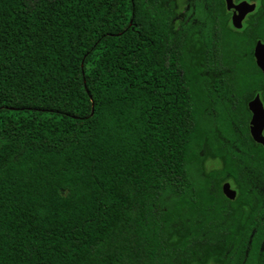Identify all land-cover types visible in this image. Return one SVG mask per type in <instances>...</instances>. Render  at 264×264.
Here are the masks:
<instances>
[{
  "label": "trees",
  "instance_id": "16d2710c",
  "mask_svg": "<svg viewBox=\"0 0 264 264\" xmlns=\"http://www.w3.org/2000/svg\"><path fill=\"white\" fill-rule=\"evenodd\" d=\"M255 1L0 0V264H264Z\"/></svg>",
  "mask_w": 264,
  "mask_h": 264
},
{
  "label": "water",
  "instance_id": "95a60500",
  "mask_svg": "<svg viewBox=\"0 0 264 264\" xmlns=\"http://www.w3.org/2000/svg\"><path fill=\"white\" fill-rule=\"evenodd\" d=\"M225 4L226 8L233 12L232 22L235 26H241L244 16L255 8L254 4H248L245 1L235 4V0H225ZM254 57L256 65L264 71L263 47L259 43L255 47ZM249 110L252 113L249 123L251 137L255 142L264 146V135L262 133L264 128V108L258 96L249 103ZM222 193L230 200H233L236 196V191L229 182H225L222 185Z\"/></svg>",
  "mask_w": 264,
  "mask_h": 264
},
{
  "label": "flooded vegetation",
  "instance_id": "af4514ba",
  "mask_svg": "<svg viewBox=\"0 0 264 264\" xmlns=\"http://www.w3.org/2000/svg\"><path fill=\"white\" fill-rule=\"evenodd\" d=\"M247 2L248 4H254L255 5V8L253 11L251 12H248L243 20H242V24L241 26H235L232 22V15H233V12H231L230 10H228L226 8V4H225V0H222L223 4H224V7H225V10L227 11V13L229 14V19H230V23L231 25L237 29V30H242L244 29L245 27H248L249 26V22L251 21L250 19L254 18V14L256 13L257 11V8H258V1H255V0H235V4H239L241 2ZM263 11H264V8H263ZM264 22V21H263ZM261 44V46L263 47V54H264V23L263 25L261 26L259 32H258V36L256 37V39L254 40V43H253V46L251 48L252 50V57H253V60H254V64L256 65V61H255V57H254V51H255V47L257 44ZM257 66V65H256ZM258 67V66H257ZM258 69L260 70V73H261V82H262V86H261V89L259 92L255 93L254 96H252L251 98H249L247 101H246V106H247V109L249 111V119H248V130H249V133H250V127H249V123H250V120H251V117H252V113L251 111L249 110V103L255 99L256 96H258L263 108H264V71L262 69H260L258 67ZM263 135H264V128H263V131H262ZM251 135V134H250ZM228 182V181H226ZM225 183V182H224ZM223 183V184H224ZM230 183V182H229ZM231 185V183H230ZM232 187V185H231ZM233 188V187H232ZM234 189V188H233Z\"/></svg>",
  "mask_w": 264,
  "mask_h": 264
},
{
  "label": "rangeland",
  "instance_id": "374dc122",
  "mask_svg": "<svg viewBox=\"0 0 264 264\" xmlns=\"http://www.w3.org/2000/svg\"><path fill=\"white\" fill-rule=\"evenodd\" d=\"M215 162H212L211 164H210V166H209V168H212V167H215Z\"/></svg>",
  "mask_w": 264,
  "mask_h": 264
}]
</instances>
